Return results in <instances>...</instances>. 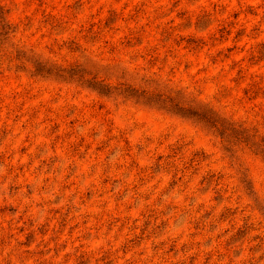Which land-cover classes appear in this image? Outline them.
<instances>
[{
    "label": "rangeland",
    "instance_id": "374dc122",
    "mask_svg": "<svg viewBox=\"0 0 264 264\" xmlns=\"http://www.w3.org/2000/svg\"><path fill=\"white\" fill-rule=\"evenodd\" d=\"M0 7V264H264V0Z\"/></svg>",
    "mask_w": 264,
    "mask_h": 264
},
{
    "label": "trees",
    "instance_id": "16d2710c",
    "mask_svg": "<svg viewBox=\"0 0 264 264\" xmlns=\"http://www.w3.org/2000/svg\"><path fill=\"white\" fill-rule=\"evenodd\" d=\"M10 26L5 21V15L2 10V7H0V35H7L9 32H14V30H9ZM191 44V43H189ZM197 45H194L196 47ZM19 59V57H18ZM47 63L40 62L41 70H44ZM38 70V69H37ZM40 70V69H39ZM60 71H64L63 69L58 68V71L56 74H58ZM38 72V71H37ZM36 72V73H37ZM102 81H96V84L104 86L111 87L109 85H105L104 83H101ZM94 87V86H93ZM100 87V86H99ZM98 92L100 91L98 88ZM147 95L149 97L153 96V94H150L147 92ZM164 106H169V109L175 108L177 111H183V112H190L191 109L193 111L191 112V115L194 116L198 121H196L199 124H202L203 126H208L209 128H212L214 131H216L221 138L222 142L225 143V145L228 147H233V138H235V135H243L245 138L254 139V134H250L249 130L247 128L242 127L241 125H237L234 122H231L224 118L223 116L216 113L213 109L202 103L198 100H191L187 106L181 102L183 98L185 97V93L182 90H175L170 91L166 95L165 94H154ZM168 110V109H167ZM226 150L228 148L225 147ZM244 175V179H242V182L244 184V188L246 190L249 189L248 183L246 182Z\"/></svg>",
    "mask_w": 264,
    "mask_h": 264
}]
</instances>
